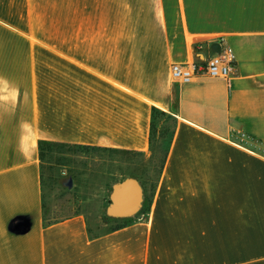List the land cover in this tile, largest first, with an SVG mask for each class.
<instances>
[{"label": "crops", "instance_id": "0c3cea01", "mask_svg": "<svg viewBox=\"0 0 264 264\" xmlns=\"http://www.w3.org/2000/svg\"><path fill=\"white\" fill-rule=\"evenodd\" d=\"M220 35L232 76L173 80ZM154 108L147 213L46 224L40 144L148 153ZM0 264H264V0H0Z\"/></svg>", "mask_w": 264, "mask_h": 264}, {"label": "rangeland", "instance_id": "374dc122", "mask_svg": "<svg viewBox=\"0 0 264 264\" xmlns=\"http://www.w3.org/2000/svg\"><path fill=\"white\" fill-rule=\"evenodd\" d=\"M173 126L167 115L156 113L152 147L148 153L135 155L106 151L93 145H45L52 150L43 168L45 221L59 220L84 210L90 224L97 216L98 225L92 232L113 228L121 221L106 217L104 202L113 182L128 175L137 176L145 188L144 206L136 216L147 213ZM70 176L74 181L72 187L65 185Z\"/></svg>", "mask_w": 264, "mask_h": 264}, {"label": "built area", "instance_id": "2783aa9c", "mask_svg": "<svg viewBox=\"0 0 264 264\" xmlns=\"http://www.w3.org/2000/svg\"><path fill=\"white\" fill-rule=\"evenodd\" d=\"M220 44V50L201 58L194 56L185 62H175L171 65V76L180 84L190 83L204 78H229L236 68V56L224 36L220 35L212 41ZM214 49V48H213Z\"/></svg>", "mask_w": 264, "mask_h": 264}, {"label": "water", "instance_id": "95a60500", "mask_svg": "<svg viewBox=\"0 0 264 264\" xmlns=\"http://www.w3.org/2000/svg\"><path fill=\"white\" fill-rule=\"evenodd\" d=\"M213 48L219 51L220 44L214 43ZM73 183L72 176L65 181V185L68 187H72ZM145 196V188L137 176L128 175L118 179L111 186L105 214L113 219L133 218L142 210ZM13 228L16 231H23L27 228V224L24 222V225L20 226L18 223H14Z\"/></svg>", "mask_w": 264, "mask_h": 264}, {"label": "trees", "instance_id": "16d2710c", "mask_svg": "<svg viewBox=\"0 0 264 264\" xmlns=\"http://www.w3.org/2000/svg\"><path fill=\"white\" fill-rule=\"evenodd\" d=\"M158 112H160L157 108H154V117H155V114L156 113H158ZM162 114H164V115H166L165 113H162ZM168 117V116H167ZM169 118V117H168ZM49 144H53V143H48V142H42L41 144H40V146L42 147V151L45 153V152H47V150H50V148L49 147H45V145H49ZM166 155H167V149H166V151H165V153H164V156H163V161H162V164H161V167H162V165H163V163H164V160H165V158H166ZM161 167H160V170H161ZM108 201H109V198H108V200H107V203H108ZM107 217V216H106ZM107 218H109V217H107ZM134 218V217H133ZM110 219H113V218H110ZM130 219H132V218H128V219H116V220H120L121 222H119L116 226H114L113 228L114 229H118V228H121V227H123V226H125L126 224H127V222L130 220ZM47 223H49V222H46V224Z\"/></svg>", "mask_w": 264, "mask_h": 264}]
</instances>
